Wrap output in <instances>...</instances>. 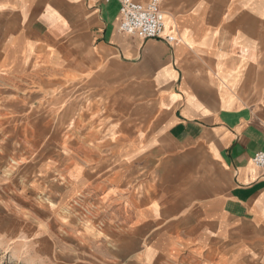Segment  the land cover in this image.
Here are the masks:
<instances>
[{"label":"crops","instance_id":"crops-1","mask_svg":"<svg viewBox=\"0 0 264 264\" xmlns=\"http://www.w3.org/2000/svg\"><path fill=\"white\" fill-rule=\"evenodd\" d=\"M161 7L173 45L123 33L117 0H0V110L24 119L27 81L40 94L39 66L64 50L85 74L110 66L96 78L143 97L146 159L160 163L157 195L140 210L132 198L133 231L114 236L117 264H264V171L253 163L264 150V0Z\"/></svg>","mask_w":264,"mask_h":264},{"label":"rangeland","instance_id":"rangeland-1","mask_svg":"<svg viewBox=\"0 0 264 264\" xmlns=\"http://www.w3.org/2000/svg\"><path fill=\"white\" fill-rule=\"evenodd\" d=\"M65 54L39 66L40 94V80L27 81L24 119L0 110V264H117L114 236L133 231V200L143 209L159 191L160 163L147 161L143 144L151 132L143 97L96 78L110 66L85 74ZM145 245L138 241L139 258Z\"/></svg>","mask_w":264,"mask_h":264},{"label":"built area","instance_id":"built-area-1","mask_svg":"<svg viewBox=\"0 0 264 264\" xmlns=\"http://www.w3.org/2000/svg\"><path fill=\"white\" fill-rule=\"evenodd\" d=\"M109 1V0H106ZM120 3L122 21L120 30L140 39L157 40L173 45L177 42L174 36L166 35V18L161 7V0H151L148 4L133 0H117ZM254 165L264 171V150L253 157Z\"/></svg>","mask_w":264,"mask_h":264}]
</instances>
